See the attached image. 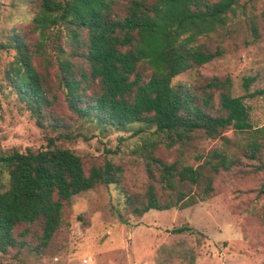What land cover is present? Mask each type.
<instances>
[{
    "label": "trees",
    "instance_id": "obj_1",
    "mask_svg": "<svg viewBox=\"0 0 264 264\" xmlns=\"http://www.w3.org/2000/svg\"><path fill=\"white\" fill-rule=\"evenodd\" d=\"M29 30L32 41L11 34L0 50L14 51L6 76L35 123L46 133L41 148L0 152L7 186L0 190V252L37 251L62 225L64 206L73 195L97 186L119 184L121 168L104 158L88 170L82 157L57 139L71 141L70 123L53 111L45 78L34 64L41 55L55 64L63 99L79 123L95 122L105 131L153 128L144 138L148 186L140 196L128 195L132 212L185 208L215 193L214 178L240 165L242 158L213 148L198 165L168 163L155 155L160 145L181 149L196 138H219L227 128L249 130L252 138L241 155L254 172L264 171V127L249 120L245 96L264 95V86L233 96L228 78L212 77L203 86L172 80L180 73L221 56V46L210 48L199 37L223 27L239 0H36ZM251 31L258 36L254 20ZM45 47H48L49 56ZM217 96L215 98V92ZM49 132L55 133L54 136ZM194 189V190H193ZM180 231L183 228L178 229ZM264 264V263H263Z\"/></svg>",
    "mask_w": 264,
    "mask_h": 264
},
{
    "label": "rangeland",
    "instance_id": "obj_2",
    "mask_svg": "<svg viewBox=\"0 0 264 264\" xmlns=\"http://www.w3.org/2000/svg\"><path fill=\"white\" fill-rule=\"evenodd\" d=\"M36 0H0V41L21 33L29 41L38 34L29 30L38 7ZM225 27L196 43L210 48L221 46L224 53L201 66L186 70L172 82L203 86L209 78H228L233 96L245 95L264 86V0H239ZM254 20L258 36L251 31ZM37 33V34H35ZM49 56V48L45 47ZM14 51L0 50V152L41 148L46 133L35 123L19 100L5 72ZM34 64L45 78L50 96H55L54 114L70 123L72 133L83 135L71 141L57 139L83 159L86 170L104 158L121 168L119 184L100 185L73 195L62 214V225L44 247L37 251L11 249L0 264H263L264 263V171L254 172L252 161L241 148L252 138L249 130L227 128L219 138H196L181 149L160 145L155 155L196 166L210 149L220 147L228 156L242 158L241 164L222 170L214 178L215 193L185 208L150 209L141 215L127 206V196L143 199L149 177L146 171L144 138L153 128L103 131L95 122L79 124L68 110L56 77L55 64L41 55ZM217 91L215 92V98ZM249 120L254 128L264 127V95L245 96ZM54 136L55 133L49 132ZM260 141L264 142L262 137ZM7 186V173L0 164V190ZM194 190V189H193ZM183 228L182 231L178 230Z\"/></svg>",
    "mask_w": 264,
    "mask_h": 264
}]
</instances>
